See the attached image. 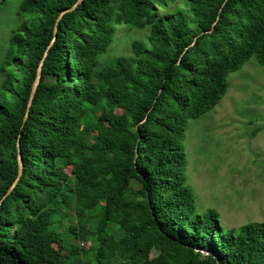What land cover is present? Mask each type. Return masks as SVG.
<instances>
[{"label": "trees", "instance_id": "obj_1", "mask_svg": "<svg viewBox=\"0 0 264 264\" xmlns=\"http://www.w3.org/2000/svg\"><path fill=\"white\" fill-rule=\"evenodd\" d=\"M76 2L19 3V76L0 88V264H264V223L196 211L182 146L231 72L264 66V0H81L54 33ZM117 25L146 42L103 60Z\"/></svg>", "mask_w": 264, "mask_h": 264}, {"label": "rangeland", "instance_id": "obj_2", "mask_svg": "<svg viewBox=\"0 0 264 264\" xmlns=\"http://www.w3.org/2000/svg\"><path fill=\"white\" fill-rule=\"evenodd\" d=\"M21 1L0 4V88L19 76L11 35L27 18L18 14ZM125 26L129 29L117 25L103 60L129 55L133 40L146 42L147 28L137 31ZM227 84L225 95L212 110L187 119L182 146L184 175L196 211L214 209L220 224L230 229L264 223V66L252 56L227 76Z\"/></svg>", "mask_w": 264, "mask_h": 264}, {"label": "water", "instance_id": "obj_3", "mask_svg": "<svg viewBox=\"0 0 264 264\" xmlns=\"http://www.w3.org/2000/svg\"><path fill=\"white\" fill-rule=\"evenodd\" d=\"M80 2H81V0H77V2L74 3L70 8H67L66 10L63 9V10L60 12V14L58 15V17H57V19H56V22H57V23H56L55 26H54V33H55L56 30H57V24L59 23V22H58L59 19H60L64 14H66L67 12L72 11V10L76 7V5L79 4ZM54 39H55V36H53V39H52L51 43L54 41ZM49 47H50V45L46 48V50H45V52H44V54H43V57L40 59V61H39V65H38V67H37V69H36V75H35V79H34V81H33V83H32V86H31V91H30V94H29V99H28V103H27V107H26V111H25V115H24V120H25L26 117H27V112H28L29 107H30V105H31L32 98H33L34 93H35V91H36L37 85H38L39 82H40V78H41V67H42V64H43V62H44V57L47 55V53H48V51H49ZM17 147H18V154H17L18 174H17L16 179H15L14 182L12 183V185L9 187V189L7 190V192L5 193V195L3 196V198H4L7 194H9V192L11 191V189L13 188V186L15 185V183L17 182V180H18V178H19V176H20V174H21L22 162H21V156H20V150H19V144H18V143H17ZM135 150H136V149H135ZM3 198H2V199H3ZM2 199H1V200H2ZM199 251H200L201 253H203L204 255L208 253V252H206V251H204V250H202V249H199Z\"/></svg>", "mask_w": 264, "mask_h": 264}]
</instances>
